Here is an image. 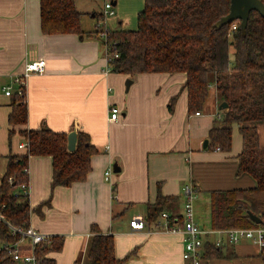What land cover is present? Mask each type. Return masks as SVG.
Masks as SVG:
<instances>
[{
    "label": "crops",
    "instance_id": "1",
    "mask_svg": "<svg viewBox=\"0 0 264 264\" xmlns=\"http://www.w3.org/2000/svg\"><path fill=\"white\" fill-rule=\"evenodd\" d=\"M114 1L115 14L107 19L109 29L130 30L121 9L117 10L118 0ZM75 5L83 15V30L93 33L103 0H75ZM230 56L232 61L233 48ZM38 59L45 61V71L31 74L25 83L26 124L11 126V101L1 88L11 85L12 76L21 74L26 63ZM105 67L103 44L94 35H43L39 0H0V179L8 156L19 154L25 148L20 145L27 146L19 131L47 127L67 135L86 133L99 151L91 157L86 180L56 187L50 206L41 209L42 217L30 216L29 225L34 229L63 239L62 250L48 256L56 264L83 263L90 227L96 225L113 237L115 257H128L126 264H189L182 257V236L163 231L160 215L148 222L149 207L159 197L173 199L164 204L163 213L180 226L187 200L183 189L190 186L195 223L210 229L209 192L255 188L256 182L248 174L237 175L236 156L242 146L237 126L232 129L229 154L207 149L208 134L219 111L213 90L200 114L188 115L184 74L139 75L126 91L129 77L105 73ZM174 96L177 99L170 113L167 106ZM111 106L120 109L118 121L109 119ZM257 132L264 147V124ZM204 140L208 141L206 148L202 147ZM27 167L28 201L34 208L51 194V159L31 156ZM109 168L111 176L105 180ZM134 219L144 223L143 229H131ZM215 238L217 235H210L206 243ZM223 244L221 258H204L203 249L201 264H262L259 248L250 241Z\"/></svg>",
    "mask_w": 264,
    "mask_h": 264
},
{
    "label": "trees",
    "instance_id": "2",
    "mask_svg": "<svg viewBox=\"0 0 264 264\" xmlns=\"http://www.w3.org/2000/svg\"><path fill=\"white\" fill-rule=\"evenodd\" d=\"M264 5V0H260ZM40 29L43 35L86 33L82 28V13L75 0H39ZM230 0H144L137 14L135 30L110 31L109 42H117L118 57L111 62L112 73L127 75L133 82L143 74H184L183 91L187 94V114L200 113L213 90L219 110L209 131L207 149L229 154L232 129L236 125L242 146L236 156L237 175L248 174L256 182L253 189L209 192V227L213 230L251 228L256 226L249 213L264 222V147L260 146L257 127L264 124V19L250 12L245 32L238 22L217 27L216 23L229 13ZM236 24L235 30L232 25ZM233 48L231 61L230 49ZM9 124H26L25 97L16 93L10 97ZM177 96L170 99L168 111L173 112ZM27 146L19 154L8 156L6 170L0 179L2 216L17 228H27L33 213L42 217L41 209L50 206L56 187H70L84 182L91 171V157L99 151L86 133H77L76 148L67 150V134L47 127L19 131ZM14 131H10L12 135ZM31 156L49 157L52 166L49 198L31 208L28 198L15 192L28 177L23 172ZM11 179V180H9ZM116 199V187L112 188ZM168 200H172L168 198ZM159 197L149 207L147 221H155L168 201ZM172 219V217H171ZM91 237L83 263L126 264L117 259L111 235L103 234L96 225L90 227ZM7 226L0 221V243H12ZM63 239L52 237L50 245L37 247L41 264H56L50 253L62 250ZM222 247L205 243L204 258H221ZM264 264V254H261ZM0 264H15L0 254Z\"/></svg>",
    "mask_w": 264,
    "mask_h": 264
},
{
    "label": "built area",
    "instance_id": "3",
    "mask_svg": "<svg viewBox=\"0 0 264 264\" xmlns=\"http://www.w3.org/2000/svg\"><path fill=\"white\" fill-rule=\"evenodd\" d=\"M114 0H103L101 18L97 22L95 29V37L99 39L105 50L106 67L104 72L109 73L111 70V62L118 57L115 48L117 42H109L110 29L107 27V19L114 16ZM236 24L232 25L235 30ZM45 61L38 59L26 63L21 74L12 76V84L2 87L1 90L5 97H10L16 93L19 97L25 96V83L31 74H41L45 71ZM15 86V89L13 87ZM200 113L196 112L195 115ZM121 117L120 109L116 106L109 108V119L118 121ZM20 148L26 146L20 145ZM28 177V167L23 171ZM111 176V169H107L104 173L105 180ZM11 180V179H9ZM19 192L28 198V181L18 186ZM183 192L186 196V203L183 208L182 222L180 226L173 225L170 216L167 213H161L160 217L164 223L161 229L169 234H180L183 243V259L189 264H201L203 256L202 250L206 243V238L210 235H217L214 246L222 247L224 241L230 245H235L241 241L248 240L256 245L261 254H264V222L251 228H231L222 230L203 229L195 223L194 219V192L190 186H185ZM3 206L0 204V221L3 222L10 231V235L15 239L12 243H0V254L8 256L15 264H41V260L36 255V249L42 244L47 246L51 244L52 237L43 234L32 226L27 228H17L9 224L2 216ZM144 223L141 220L134 219L130 222L131 229H143Z\"/></svg>",
    "mask_w": 264,
    "mask_h": 264
},
{
    "label": "water",
    "instance_id": "4",
    "mask_svg": "<svg viewBox=\"0 0 264 264\" xmlns=\"http://www.w3.org/2000/svg\"><path fill=\"white\" fill-rule=\"evenodd\" d=\"M113 5H116V1H113ZM257 12L264 19V5L260 0H230L229 13L222 17L217 23V27H221L228 23L238 22L239 29L242 33L245 32V28L247 25V20L250 12ZM132 81L130 79L125 82L126 91L129 89ZM226 104H221L219 106V110L225 109ZM77 143V133L75 131L70 132L67 135V150L69 152H73L76 148ZM208 144L207 140L203 142V148H206ZM113 170L115 172V166H113ZM249 219L255 224H260L261 220L255 215L248 214Z\"/></svg>",
    "mask_w": 264,
    "mask_h": 264
},
{
    "label": "rangeland",
    "instance_id": "5",
    "mask_svg": "<svg viewBox=\"0 0 264 264\" xmlns=\"http://www.w3.org/2000/svg\"><path fill=\"white\" fill-rule=\"evenodd\" d=\"M118 4L119 8L117 9L116 6L115 9H121L122 15L124 14L122 19H125L124 22L126 27L130 30H135L137 26V14L143 9L144 0H118ZM128 22H130V24ZM107 27L109 29L108 23ZM209 96L211 97V94Z\"/></svg>",
    "mask_w": 264,
    "mask_h": 264
}]
</instances>
